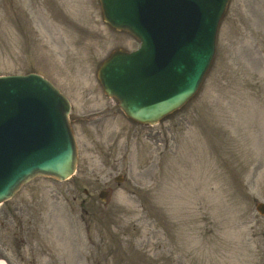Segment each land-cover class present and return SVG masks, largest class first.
Here are the masks:
<instances>
[{
	"label": "rangeland",
	"instance_id": "374dc122",
	"mask_svg": "<svg viewBox=\"0 0 264 264\" xmlns=\"http://www.w3.org/2000/svg\"><path fill=\"white\" fill-rule=\"evenodd\" d=\"M137 47L96 0H0V75L60 89L78 147L69 180L36 178L0 206V261L17 264L22 215L50 249L36 264H264V0L230 1L199 93L156 126L126 119L96 79L112 50Z\"/></svg>",
	"mask_w": 264,
	"mask_h": 264
},
{
	"label": "water",
	"instance_id": "95a60500",
	"mask_svg": "<svg viewBox=\"0 0 264 264\" xmlns=\"http://www.w3.org/2000/svg\"><path fill=\"white\" fill-rule=\"evenodd\" d=\"M229 0H99L105 22L140 43L114 51L97 77L131 120L154 125L198 89ZM69 104L47 81L0 77V203L36 176L60 181L76 166ZM257 211L264 215V205Z\"/></svg>",
	"mask_w": 264,
	"mask_h": 264
},
{
	"label": "flooded vegetation",
	"instance_id": "af4514ba",
	"mask_svg": "<svg viewBox=\"0 0 264 264\" xmlns=\"http://www.w3.org/2000/svg\"><path fill=\"white\" fill-rule=\"evenodd\" d=\"M19 219V224L16 229L15 233V242L16 246L14 247L15 251V261L17 264H24L25 261L27 264H36L32 262L33 260H41L42 258H45L46 260H50L51 254H50V249L49 247L42 242H40L37 238L42 234L41 230H39L36 226L32 225V235L31 236H24L23 235V218L22 215L17 216V221ZM28 226L30 227L31 222L27 221ZM29 232V231H28ZM98 242L100 243L101 241L98 239ZM92 244L94 242H91ZM50 245V244H48ZM96 248L100 246H95ZM60 254L64 255V253L67 250V246H59ZM78 251L80 250L77 249ZM80 255V251H79ZM110 256V254L108 255ZM107 256V257H108ZM81 257H78L77 259L80 260Z\"/></svg>",
	"mask_w": 264,
	"mask_h": 264
},
{
	"label": "bare ground",
	"instance_id": "6f19581e",
	"mask_svg": "<svg viewBox=\"0 0 264 264\" xmlns=\"http://www.w3.org/2000/svg\"><path fill=\"white\" fill-rule=\"evenodd\" d=\"M0 264H3V263L0 262Z\"/></svg>",
	"mask_w": 264,
	"mask_h": 264
}]
</instances>
